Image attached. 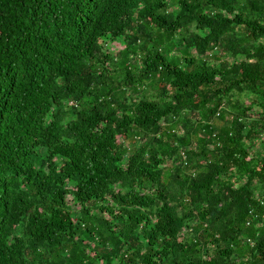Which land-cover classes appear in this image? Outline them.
Instances as JSON below:
<instances>
[{"label":"trees","instance_id":"16d2710c","mask_svg":"<svg viewBox=\"0 0 264 264\" xmlns=\"http://www.w3.org/2000/svg\"><path fill=\"white\" fill-rule=\"evenodd\" d=\"M0 264H264V0H0Z\"/></svg>","mask_w":264,"mask_h":264},{"label":"rangeland","instance_id":"374dc122","mask_svg":"<svg viewBox=\"0 0 264 264\" xmlns=\"http://www.w3.org/2000/svg\"><path fill=\"white\" fill-rule=\"evenodd\" d=\"M112 47H113L114 50H117V51H118V50H121V49L123 48V47H122L121 45H119V44H114ZM68 200L70 201V198H68Z\"/></svg>","mask_w":264,"mask_h":264}]
</instances>
